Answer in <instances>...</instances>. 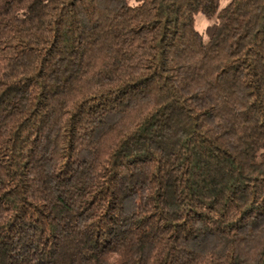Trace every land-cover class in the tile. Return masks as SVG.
Segmentation results:
<instances>
[{
	"label": "trees",
	"instance_id": "16d2710c",
	"mask_svg": "<svg viewBox=\"0 0 264 264\" xmlns=\"http://www.w3.org/2000/svg\"><path fill=\"white\" fill-rule=\"evenodd\" d=\"M222 1L0 0V264H264V0Z\"/></svg>",
	"mask_w": 264,
	"mask_h": 264
},
{
	"label": "rangeland",
	"instance_id": "374dc122",
	"mask_svg": "<svg viewBox=\"0 0 264 264\" xmlns=\"http://www.w3.org/2000/svg\"><path fill=\"white\" fill-rule=\"evenodd\" d=\"M230 0H223L221 2V6L226 5ZM212 25L213 22L209 21L208 19H204L202 16H199L197 19L196 27L199 31L203 33L206 39L209 38L211 32H212Z\"/></svg>",
	"mask_w": 264,
	"mask_h": 264
}]
</instances>
